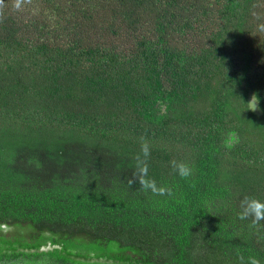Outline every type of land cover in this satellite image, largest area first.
Here are the masks:
<instances>
[{
	"label": "trees",
	"instance_id": "1",
	"mask_svg": "<svg viewBox=\"0 0 264 264\" xmlns=\"http://www.w3.org/2000/svg\"><path fill=\"white\" fill-rule=\"evenodd\" d=\"M246 197L264 0H0V264H264Z\"/></svg>",
	"mask_w": 264,
	"mask_h": 264
},
{
	"label": "clouds",
	"instance_id": "2",
	"mask_svg": "<svg viewBox=\"0 0 264 264\" xmlns=\"http://www.w3.org/2000/svg\"><path fill=\"white\" fill-rule=\"evenodd\" d=\"M251 99V106H255L254 111H257L258 105V97L253 94ZM142 156L145 158L141 160L140 157H137V169L136 176L139 180V183L143 189L150 190L155 195L163 196L165 194L171 195V190L166 187H157V184L154 180H148L146 177L148 176V165L146 163V159L149 156V147L147 143H143L141 147ZM173 168L176 174L182 178L187 179L192 176L194 169L187 163L183 162H173ZM242 212L240 213V219H246L249 216L255 218V221L258 222L260 220H264V202H261L252 198H244L241 202ZM241 264H244V260L241 257ZM248 264H261L260 260L250 257L248 260Z\"/></svg>",
	"mask_w": 264,
	"mask_h": 264
}]
</instances>
